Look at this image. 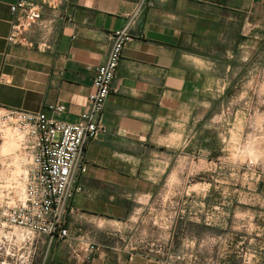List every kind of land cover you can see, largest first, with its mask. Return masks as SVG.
<instances>
[{"label": "crops", "instance_id": "crops-1", "mask_svg": "<svg viewBox=\"0 0 264 264\" xmlns=\"http://www.w3.org/2000/svg\"><path fill=\"white\" fill-rule=\"evenodd\" d=\"M16 1L0 0V107L46 111L66 122L87 108L112 32L145 1L104 107V131L86 146L83 191L68 219L73 241L91 240L100 250L83 262L63 242L49 264H181L140 254L126 232L175 176L207 162L216 168L221 152L207 150L202 128L214 119L231 72L220 73L218 61L233 59L240 37L253 35L264 0H64L45 10L54 24L40 47L38 29L29 33L33 45L8 41ZM54 105L66 110L51 112Z\"/></svg>", "mask_w": 264, "mask_h": 264}, {"label": "rangeland", "instance_id": "rangeland-1", "mask_svg": "<svg viewBox=\"0 0 264 264\" xmlns=\"http://www.w3.org/2000/svg\"><path fill=\"white\" fill-rule=\"evenodd\" d=\"M218 64L231 72L202 130L207 150L221 157L216 168L207 162L175 176L141 206L126 232L140 254L181 264H264V17L255 18L253 35L240 37L234 58ZM23 151L20 136L0 127V264H49L64 244L49 248L45 237L5 224L8 206L23 201Z\"/></svg>", "mask_w": 264, "mask_h": 264}, {"label": "built area", "instance_id": "built-area-1", "mask_svg": "<svg viewBox=\"0 0 264 264\" xmlns=\"http://www.w3.org/2000/svg\"><path fill=\"white\" fill-rule=\"evenodd\" d=\"M60 0H18L10 5L13 19L8 41L11 44L33 45L29 38L38 29L41 40L53 28V19L44 17L46 9H56ZM145 1L127 15L124 26L111 34V49L105 63L95 68L92 92L87 108L77 122L56 119L46 111H28L0 107V127L8 124L20 136L24 155L29 158L24 173L23 201L8 206L5 224L45 237L50 248L67 242L71 257L90 262L100 246L91 240L71 239L68 219L74 211L73 201L83 191L81 177L87 172L86 146L104 131L101 117L122 59L123 51L134 38L132 26ZM51 112H63L65 105L49 107ZM24 163V160H22Z\"/></svg>", "mask_w": 264, "mask_h": 264}]
</instances>
